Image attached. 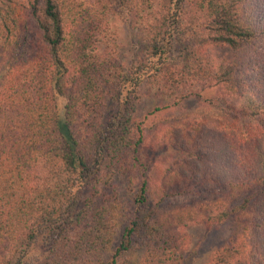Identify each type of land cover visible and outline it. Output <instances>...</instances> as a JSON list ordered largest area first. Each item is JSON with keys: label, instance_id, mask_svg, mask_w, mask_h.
<instances>
[{"label": "trees", "instance_id": "16d2710c", "mask_svg": "<svg viewBox=\"0 0 264 264\" xmlns=\"http://www.w3.org/2000/svg\"><path fill=\"white\" fill-rule=\"evenodd\" d=\"M110 18L142 39L130 60ZM200 83L233 125L166 128L187 157L152 180L144 90ZM195 184L223 192L176 200ZM202 221L239 235L206 264H264V0H0V264L36 244L34 264H185Z\"/></svg>", "mask_w": 264, "mask_h": 264}, {"label": "rangeland", "instance_id": "374dc122", "mask_svg": "<svg viewBox=\"0 0 264 264\" xmlns=\"http://www.w3.org/2000/svg\"><path fill=\"white\" fill-rule=\"evenodd\" d=\"M107 30L106 44L112 41L117 42L122 50L120 54L125 60H130L133 54L140 52L142 39L131 25L117 18H110ZM182 58L178 52H174L171 64L175 65V68L182 69L185 66ZM197 90L200 95L190 96L175 105L169 103L173 101L174 96H169L165 92L162 94L155 89L144 90L138 115L144 122V143L150 152L148 164L152 180L158 178L167 166L187 157L185 153L171 146L164 135L166 128L173 125H185L194 120L208 125H228L230 123L233 125V113L225 106V103L219 101L217 97L214 98L217 94L215 89L206 88L205 84L200 83ZM222 192V188L218 185L204 190L195 184L189 193L178 196L176 200L179 202L193 201L214 197ZM234 230L235 225L232 221L218 224H208L202 221L191 225L188 228L191 254L185 264H206L211 254L220 245L232 241L235 236L237 237L234 241L239 242V235L234 233ZM44 253V247L36 244L30 251L25 264H34L43 257Z\"/></svg>", "mask_w": 264, "mask_h": 264}]
</instances>
